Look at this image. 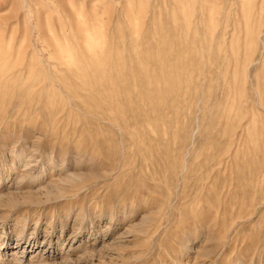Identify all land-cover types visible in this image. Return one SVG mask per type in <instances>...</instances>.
<instances>
[{
	"label": "rangeland",
	"instance_id": "374dc122",
	"mask_svg": "<svg viewBox=\"0 0 264 264\" xmlns=\"http://www.w3.org/2000/svg\"><path fill=\"white\" fill-rule=\"evenodd\" d=\"M0 264H264V0H0Z\"/></svg>",
	"mask_w": 264,
	"mask_h": 264
}]
</instances>
